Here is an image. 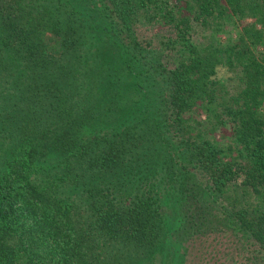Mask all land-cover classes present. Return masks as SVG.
I'll return each instance as SVG.
<instances>
[{
	"label": "trees",
	"instance_id": "16d2710c",
	"mask_svg": "<svg viewBox=\"0 0 264 264\" xmlns=\"http://www.w3.org/2000/svg\"><path fill=\"white\" fill-rule=\"evenodd\" d=\"M225 16L231 44L170 67L136 33ZM218 68L245 164L213 139ZM161 191L172 234L227 233L229 264H264V0H0V264H131L164 242Z\"/></svg>",
	"mask_w": 264,
	"mask_h": 264
},
{
	"label": "rangeland",
	"instance_id": "374dc122",
	"mask_svg": "<svg viewBox=\"0 0 264 264\" xmlns=\"http://www.w3.org/2000/svg\"><path fill=\"white\" fill-rule=\"evenodd\" d=\"M249 15H245L242 20L253 23L256 28L261 29L262 23L257 13ZM153 19L155 18L141 22L136 28V33L140 40L150 42L151 46H158L159 51H163V61L168 63L169 67L178 62L183 55L199 51L208 40L213 41L219 47H226L235 40L240 31L237 23L230 16H225L222 24L216 27L214 25L197 26L180 34ZM155 34L158 36L154 38ZM39 40L46 45L53 46L50 35L45 34ZM7 55L5 54L3 60L11 65L13 61L5 60ZM216 76V82L220 87L222 85L224 90L211 92L214 98H212L214 105H211L217 113V118L222 122L214 131L213 139L221 144H229L234 151L232 153L234 159L245 164L239 122L235 115L225 109L224 105L217 104L221 103L223 97V100H227L228 96L234 94L239 87L236 80L226 79V73L222 68H218ZM204 117L205 114H200L199 119ZM161 193L165 194L161 195V203L164 204L165 213L168 216L166 224L168 230L166 236L163 237L164 242L148 253L141 252L131 257V264H229L235 258L232 237L227 233H211L191 239H182L176 233L172 234L171 226H176L172 196L169 192L161 191ZM171 220H174V223Z\"/></svg>",
	"mask_w": 264,
	"mask_h": 264
}]
</instances>
